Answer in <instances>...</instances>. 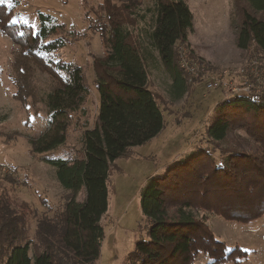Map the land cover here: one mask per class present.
I'll use <instances>...</instances> for the list:
<instances>
[{"label":"trees","instance_id":"trees-1","mask_svg":"<svg viewBox=\"0 0 264 264\" xmlns=\"http://www.w3.org/2000/svg\"><path fill=\"white\" fill-rule=\"evenodd\" d=\"M145 1L103 0L93 10L91 26L105 47L104 57L92 64L99 95L97 115L93 127L82 133L81 149L69 158L48 154L65 144L75 114L87 115L90 89L83 69L60 58L67 44L58 33L62 27L40 13L34 28L14 20V9L0 3V35L17 48L12 98L22 105L32 98L30 79L36 70L54 82L42 98L47 128L28 142L31 154L56 169V180L65 191L62 210L37 221V252L32 255V211L24 202L13 204L0 197V264H95L98 260L110 170L130 147L145 144L165 126L155 93L148 87L146 63L152 53L176 88L186 82L174 49L185 43L191 28L187 1L147 0L148 5ZM236 1L248 8L242 11L237 29V48L252 46L264 53V20L255 16L264 15V0ZM213 110L204 135L208 145L199 144L167 165L142 190L145 237L135 241L124 264H196L198 255L208 258L206 264H239L245 258L238 247L228 250L212 233L207 217L198 218L196 213L240 224L264 215V90L228 94ZM82 190L85 195L79 202Z\"/></svg>","mask_w":264,"mask_h":264},{"label":"rangeland","instance_id":"rangeland-1","mask_svg":"<svg viewBox=\"0 0 264 264\" xmlns=\"http://www.w3.org/2000/svg\"><path fill=\"white\" fill-rule=\"evenodd\" d=\"M192 14V24L185 43H177L178 51L200 63L208 76H222L233 85L244 80L254 81L260 76L264 90V53L258 48L240 50L236 46L237 29L242 11L247 6L236 0H186ZM103 0H3L13 8L14 20L34 28L38 14H43L67 39L60 51L62 60L83 69L90 91L85 117L75 114L63 146L50 152V157H74L82 146V133L93 127L97 115L99 95L94 83V59L105 55L99 35L91 26L93 10ZM145 5H148L147 0ZM144 5V6H145ZM264 20L263 14H255ZM62 25V26H61ZM17 48L0 35V197L13 204L26 203L30 215L29 237L33 241L29 255L37 252L34 231L38 220L51 218L62 210L65 191L56 180V169L30 153L29 138L39 136L47 128L46 108L42 98L54 88V82L45 73L36 70L31 76L32 98L24 105L15 101V84L11 78L12 62ZM178 64V63H177ZM148 86L155 93L164 116V129L141 146L130 147L114 162L108 183V210L102 219L105 236L100 256L95 264H122L139 238L145 237L144 220L140 210V194L149 179L163 173L165 167L191 153L199 144L208 145L205 130L214 107L226 91L207 92L201 81L180 86L183 93L175 99L169 72L162 66L156 52L146 63ZM258 82V81H256ZM86 121V123H85ZM218 158V153H214ZM13 181L15 184L11 183ZM80 191L77 201L84 199ZM206 223L215 237L228 250L238 247L245 252L239 264H264V215L247 224L226 221L208 213ZM208 258L198 255L196 264H206ZM124 264V262H123ZM234 264V263H228Z\"/></svg>","mask_w":264,"mask_h":264},{"label":"built area","instance_id":"built-area-1","mask_svg":"<svg viewBox=\"0 0 264 264\" xmlns=\"http://www.w3.org/2000/svg\"><path fill=\"white\" fill-rule=\"evenodd\" d=\"M178 67L183 72L188 84L196 81H201L204 84V89L207 92L211 91H226V94L240 95V94H260L261 84L260 76L255 72L254 81L244 80L241 84L233 85L229 80H225L222 76H208L200 63L192 60L184 50H179L178 53ZM258 81V82H256Z\"/></svg>","mask_w":264,"mask_h":264},{"label":"crops","instance_id":"crops-1","mask_svg":"<svg viewBox=\"0 0 264 264\" xmlns=\"http://www.w3.org/2000/svg\"><path fill=\"white\" fill-rule=\"evenodd\" d=\"M163 66V65H162ZM170 75V74H169ZM148 76V75H147ZM171 76V75H170ZM171 80H172V85H171V88L172 89H174V87H175V91H174V97H175V99H177L178 97H180L181 95H182V93H183V91H182V89H181V87L180 86H183V88H184V85H185V83L183 82V84H178V87L176 88V84L177 83H174V81H173V79H172V77H171ZM149 87V86H148ZM149 89H151L150 87H149ZM178 89V90H177ZM177 90V91H176Z\"/></svg>","mask_w":264,"mask_h":264},{"label":"snow or ice","instance_id":"snow-or-ice-1","mask_svg":"<svg viewBox=\"0 0 264 264\" xmlns=\"http://www.w3.org/2000/svg\"><path fill=\"white\" fill-rule=\"evenodd\" d=\"M3 2V0H0V3H2ZM13 23H15V21H13Z\"/></svg>","mask_w":264,"mask_h":264}]
</instances>
